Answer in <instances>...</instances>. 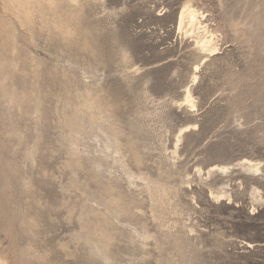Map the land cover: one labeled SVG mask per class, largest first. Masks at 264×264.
<instances>
[{
  "label": "rangeland",
  "instance_id": "374dc122",
  "mask_svg": "<svg viewBox=\"0 0 264 264\" xmlns=\"http://www.w3.org/2000/svg\"><path fill=\"white\" fill-rule=\"evenodd\" d=\"M2 1L1 259L264 264V0Z\"/></svg>",
  "mask_w": 264,
  "mask_h": 264
},
{
  "label": "bare ground",
  "instance_id": "6f19581e",
  "mask_svg": "<svg viewBox=\"0 0 264 264\" xmlns=\"http://www.w3.org/2000/svg\"><path fill=\"white\" fill-rule=\"evenodd\" d=\"M4 1V0H3ZM2 1V2H3ZM7 1V0H6ZM9 1V0H8ZM57 1L59 2V0H10L9 2H3V3H10V4H3V6L7 9V7H9V5L13 8V10L14 11H16V12H14L15 13V15L17 16L18 15V18L16 17V16H14V17H16L17 19H19V21H20V16H21V18H22V21L24 22V20H23V15H25V18H27V19H29V17H30V20H27L28 22H30L31 21V19L33 20L34 18H35V16L38 14V12H42L43 10V8H45L46 7V9H49V10H51V13L52 12H54V11H57V9L59 8V7H57L58 5H57ZM7 5V6H6ZM1 8H2V6H1ZM12 8H11V14H12ZM3 9V8H2ZM188 9V8H187ZM190 9V8H189ZM5 10V9H4ZM3 10V11H4ZM8 10L9 9H7V12H8ZM44 11H46V10H44ZM43 11V12H44ZM185 11H187V10H185ZM4 12H6V10L4 11ZM188 12V11H187ZM8 13H10V12H8ZM47 13H48V10H47ZM49 13H50V11H49ZM48 13V14H49ZM58 13H59V9H58ZM10 14V15H11ZM41 14H43V13H41ZM53 15H55L54 13H52ZM57 14V13H56ZM40 14H38V16H39ZM45 15H46V13H45ZM44 14H43V16H45ZM59 15V14H58ZM57 15V16H58ZM13 16V15H12ZM49 16V15H48ZM52 16V15H51ZM51 16H50V19H51ZM41 17V16H40ZM58 17H60V16H58ZM46 18V17H45ZM53 18V17H52ZM54 18L56 19V17L54 16ZM61 19H62V17H60ZM36 19V18H35ZM34 19V20H35ZM41 19V18H40ZM48 19V18H47ZM33 20V21H34ZM43 20V19H42ZM46 20V19H45ZM49 20V19H48ZM53 20V19H52ZM52 20L50 21V22H52ZM60 20V19H59ZM188 21V23H189V26L188 27H191L192 28V30L193 31H201L202 29H204V27H203V24L201 23V21L198 19V17H197V13H196V10H194V11H191L190 10V12H188V13H184V14H182L181 15V17H180V27L182 28L183 27V25L185 24L186 25V23H187V21ZM33 21L31 22V24L33 23ZM39 21V20H38ZM54 21V20H53ZM58 21V20H57ZM56 21V22H57ZM185 21H186V23H185ZM22 22V23H23ZM37 22V21H36ZM40 22H42V21H40ZM47 20H46V23L45 22H43V25H44V23H45V25L47 24ZM62 22V21H61ZM22 23H21V25H22ZM35 23V22H34ZM49 23V22H48ZM26 25H28V24H30V23H25ZM30 24V25H31ZM50 24V23H49ZM52 24V23H51ZM50 24V25H51ZM53 24H55V22H53ZM57 24V23H56ZM59 24V23H58ZM57 24V25H58ZM63 24H64V22H63ZM24 25V24H23ZM35 25H37V24H35ZM35 25L33 26V27H35ZM42 25V26H43ZM47 26H49V25H47ZM52 27H53V25H51ZM50 26V27H51ZM61 26V25H60ZM60 26H58V28H60ZM63 26V25H62ZM41 27V26H40ZM39 27V28H40ZM28 28V27H27ZM45 28V27H44ZM56 28V27H55ZM54 28V29H55ZM62 28V27H61ZM42 29H43V27H42ZM62 29H64V28H62ZM56 30V29H55ZM66 30L68 31L67 32V34L68 35H70L69 34V32L71 31V29L69 28V26H67L66 27ZM65 30V31H66ZM62 31V30H61ZM64 31V32H65ZM204 31H206V28L204 29ZM63 32V33H64ZM71 33H72V31H71ZM75 33V32H74ZM202 33V32H201ZM67 37V36H66ZM197 46L199 47V50L203 53H208V54H210V55H214V54H216V52H217V48L215 47V45H214V43H213V40H211V39H209V37H205V36H202V37H200L199 39H198V41H197ZM190 90H191V88H190ZM189 89L187 90V97H186V102H188L189 104H191V106L192 107H195V105H194V103H193V101H192V95H191V91H190ZM246 168V170L247 171H249V172H252V173H254V174H259L260 172H261V169H260V167L258 166V165H256V164H253L252 162H248V165L245 167ZM221 171H228L229 170V168H227V167H220L219 168ZM220 197H225V195H221ZM218 199V198H217ZM2 257L0 256V264H6V261L4 260V259H1Z\"/></svg>",
  "mask_w": 264,
  "mask_h": 264
}]
</instances>
